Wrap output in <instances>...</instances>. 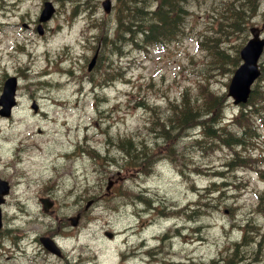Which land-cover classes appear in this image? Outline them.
Returning <instances> with one entry per match:
<instances>
[{
  "label": "rangeland",
  "instance_id": "374dc122",
  "mask_svg": "<svg viewBox=\"0 0 264 264\" xmlns=\"http://www.w3.org/2000/svg\"><path fill=\"white\" fill-rule=\"evenodd\" d=\"M44 1L0 0V93L15 75L19 98L12 116L0 114V177L13 188L2 206L0 264H226L220 259L239 237L234 259H248L236 264H264V117L243 121L254 127L241 147L193 148L188 130L168 141L155 132L160 111L184 90L227 92L250 28L264 37V0L255 10L257 0H188L180 37L149 46L118 39L92 71L90 57L105 35L116 38L132 2L114 0L107 14L102 0H51L56 11L40 33ZM230 3L243 11L237 28ZM214 49L231 56L224 61ZM254 90L264 95V71ZM260 110L264 116V103ZM235 111L230 100L224 114ZM127 137L148 147L150 173L140 170L144 157L135 163L121 149ZM238 155L245 164L225 166ZM217 169L225 184L202 198ZM41 196L53 205L45 209ZM42 234L55 237L63 257L46 252Z\"/></svg>",
  "mask_w": 264,
  "mask_h": 264
},
{
  "label": "trees",
  "instance_id": "16d2710c",
  "mask_svg": "<svg viewBox=\"0 0 264 264\" xmlns=\"http://www.w3.org/2000/svg\"><path fill=\"white\" fill-rule=\"evenodd\" d=\"M154 0H133L130 5L129 2L126 3L127 8H124L123 12L127 13L125 15H119L118 19V31L121 29L122 35L118 34L119 38H127L124 34H131L132 38H136V36L141 33H144V38L147 43H158L164 42V40L168 38H173L177 35L178 30L182 26V20L184 18V14L187 12V9L182 5L181 1L186 0H158L157 6L154 10H149V6L152 4ZM257 5L256 3L252 6L254 9ZM236 7L239 8L238 5ZM238 8H233V3H230L226 7V11L229 12L228 18L232 21L229 24H232L234 28L240 26L243 21L241 19L240 14L243 15V11ZM112 43L115 40L110 41ZM215 55L220 54L222 56V60L226 61L230 58V56L224 50L214 49ZM231 62L233 65H237L239 62L238 53L232 58ZM256 90L252 91L251 102L249 105L251 107L243 106L240 108V114L237 118L229 123L221 125L219 123V117L221 114V107L223 105L224 99L226 98V94H218L215 91L206 90L202 95H194L191 96L185 90L180 99L178 101H170V105L167 107V111H160V120H156V134L160 137L164 138V140L168 141L172 138V133L181 132L184 133L186 130H190L196 125H200L202 127V135H204V139L200 141H196V146L206 145V148H209L214 141L224 142L227 145H238L245 143V134L242 136H237L232 132L238 131L237 126H249L251 124L248 123L246 125L243 121H251V117L253 116V112H257L256 109V101L257 99L263 98L261 95L258 98V95L254 93ZM252 108V109H251ZM155 110V108H151ZM218 125L215 128L214 126ZM224 130L229 132L227 135L224 133ZM159 131V132H158ZM247 132V128L244 130ZM207 140L211 143L208 144ZM121 149L123 151H128V153L132 156V160L136 163L138 160L145 158L142 160L143 164L148 165L147 161V152L145 149H148L146 145L141 143L142 145H134L132 138H120L119 142ZM127 153V154H128ZM137 163L135 166H141ZM231 164V163H230ZM223 175L222 173H219ZM212 185H216L213 182ZM216 188V187H215ZM216 189L210 188V192H213ZM258 207L264 212V193L260 195V201ZM245 238V237H244ZM234 252L228 253L226 256V264H236L240 260L248 259L245 254H242L238 257L237 261H235V256L240 251L239 243L235 244ZM244 258V259H243ZM228 259V260H227ZM233 260V261H231ZM233 262V263H232Z\"/></svg>",
  "mask_w": 264,
  "mask_h": 264
},
{
  "label": "water",
  "instance_id": "95a60500",
  "mask_svg": "<svg viewBox=\"0 0 264 264\" xmlns=\"http://www.w3.org/2000/svg\"><path fill=\"white\" fill-rule=\"evenodd\" d=\"M104 8L107 11L111 10V0H105L103 2ZM55 7L51 1H46L45 6L41 12L40 19L47 20L54 12ZM253 37H251L248 43L241 49V57L244 62L237 68L232 81L229 86V94H231L235 100V103L243 102L248 99L249 93L251 91V84L255 78L260 74V69L258 66V60L262 51L264 49V38H261L257 28L252 29ZM96 61V56L93 57L89 63V69H91ZM15 88L16 79L11 77L7 80L4 86V91L0 98V103L4 105V108L0 111L4 114H9L11 106L15 103ZM8 191V185L2 183L0 185V201H2L1 194ZM77 220H74V224ZM46 246L51 248V243L45 241Z\"/></svg>",
  "mask_w": 264,
  "mask_h": 264
},
{
  "label": "flooded vegetation",
  "instance_id": "af4514ba",
  "mask_svg": "<svg viewBox=\"0 0 264 264\" xmlns=\"http://www.w3.org/2000/svg\"><path fill=\"white\" fill-rule=\"evenodd\" d=\"M47 253H49V254H53V253H51V252H49V251H46ZM45 254V253H44Z\"/></svg>",
  "mask_w": 264,
  "mask_h": 264
}]
</instances>
